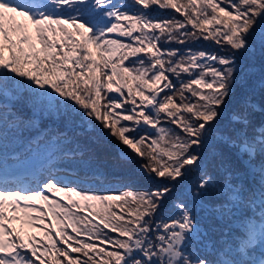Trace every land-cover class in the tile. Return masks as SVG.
<instances>
[{"label":"snow or ice","instance_id":"snow-or-ice-1","mask_svg":"<svg viewBox=\"0 0 264 264\" xmlns=\"http://www.w3.org/2000/svg\"><path fill=\"white\" fill-rule=\"evenodd\" d=\"M200 40L219 50L161 47ZM257 51L264 56V0H0V95L30 111L0 105V138L38 129L46 116L64 117L66 128L74 115L91 118L150 184L102 194L65 183L51 163L24 190L0 170V264H264V123L253 127L257 105L246 97L222 124L239 59ZM210 135L216 175L204 155ZM67 141L50 140L57 151ZM257 147L258 222L225 241L232 258L210 259L197 209L242 199L232 156L251 165Z\"/></svg>","mask_w":264,"mask_h":264},{"label":"rangeland","instance_id":"rangeland-1","mask_svg":"<svg viewBox=\"0 0 264 264\" xmlns=\"http://www.w3.org/2000/svg\"><path fill=\"white\" fill-rule=\"evenodd\" d=\"M129 2H130V0H129ZM152 11H155V8ZM154 13L155 12H151L150 14L153 15ZM121 39H124V38H121ZM174 49H179V48L174 47ZM180 49H185V48L183 47V48H180ZM126 64H127V62H126ZM172 79H173L174 83H177V81H176V79L174 77ZM25 83H28V82L25 80ZM33 87H35V86H33ZM108 95L117 96L118 94L117 93H109ZM125 95H127L126 92H125ZM0 103H2V102H0ZM261 103L262 102L260 101V104ZM231 112H232V110L231 111L226 110L224 116L222 117V124L227 123V120H228ZM258 113H260L261 115L260 116L259 115L257 116L256 114H254V116L252 118L253 120L256 118V125H253V127H258L260 124L264 123V117H263L264 114H263V112L261 110H259ZM60 118L63 119L64 117H60ZM90 119L91 118L85 117L84 118V121L81 122V120L79 119L78 116H76V115L73 116V121L74 122H78L80 124H85V125L88 124V121ZM97 123H99V122H97ZM125 123H127V122H125ZM257 124H259V125H257ZM162 126L169 127L170 125H168L167 123H163ZM91 127L92 126H87V129H92ZM171 127H174V126H171ZM251 132H252V130L250 128V135H254ZM9 134L10 133H8V132H5L4 133V135H9ZM85 138H90L91 140H93V142H97V139L99 137L93 135L92 137L85 136L82 139H85ZM101 138L103 139V141L100 142V143L97 142V144L95 146L96 151H99L100 152V150L102 148L108 149L109 155L111 154V155H113L115 157V160H114L115 164L116 165L119 164L120 163V160H118L116 158V153L120 154V149H122L120 146H123L124 148L126 146L120 144L117 140H115V138H109V137H106V136L105 137H101ZM212 144H214V137L212 135H210L209 136L208 147L204 150V155L207 157L209 164L215 163V158H216V157H213L212 156V150L211 151L208 150L209 146H212ZM88 148H91V146H89ZM258 149L259 148L257 147L256 153L258 152ZM103 154H105V153H103ZM133 155H135V154H133ZM71 159H74V158H71ZM257 159L260 160L261 157H259ZM102 160L103 159H96V158L92 157V158H90L87 161V163H92L90 167L92 169H97L98 168L97 166L99 165L98 163L100 161H102ZM110 160H111V163H113L112 159H110ZM238 163H241V162L238 161ZM133 173L135 174V175H133V177H134L133 180L134 181L142 182L143 180H146L144 178V176L142 175V173L140 172L138 165L134 167ZM236 173L241 178L242 182L243 183L245 182V184H243V186L246 185V189H250V188L253 187V185L251 183L246 182L247 175L246 176H243V174L241 172H239V171H237ZM59 175H66V174L63 173V172H59ZM141 176L143 178H140ZM96 177H97V175H92L90 178H88V180L96 179ZM130 189L131 190H143L141 187H135V186H130ZM181 191H182L181 189H176V190H174V193L180 194ZM107 193H117V192L110 191V192H107ZM174 193H173V195H174ZM49 196L51 198V194H49ZM243 198H245V200H247L251 204H253V203L254 204H257V203H259V196L258 195H256L255 198H251V196H246V197H243ZM56 199H59V198L57 197ZM230 204L231 203H229V204H223V206H221L220 204L215 203V201L211 202L208 205V207H211V209H213V211L205 210V211H199L198 212L200 214V216L202 218H204V222L202 224H200V225L203 226L205 223H209V225L214 229V231L216 232V234L219 235V236L227 235V234H225V232H227V228H233L234 230H238L237 227H239V226L242 225V223H241L242 220L238 218V214H237L236 211H231V213H228V209L230 207ZM213 214H219L218 217H217V219L219 220V222H220V224L222 226H225L227 228L222 229V227L217 224L216 218H215V216H213ZM258 218H259V213H257L256 218H254L255 221L258 222ZM46 222H49L50 223V221H46ZM241 230H243V229H241ZM69 232H70V230H69ZM53 235H54V233H53ZM232 237L233 236L221 237V238H219V239L222 240L220 243H217L216 240H218V238H215V239H213V242L216 245L227 244L225 241L226 240H231ZM61 247H63V245H61ZM76 255H79V254H73V256H76Z\"/></svg>","mask_w":264,"mask_h":264},{"label":"trees","instance_id":"trees-1","mask_svg":"<svg viewBox=\"0 0 264 264\" xmlns=\"http://www.w3.org/2000/svg\"><path fill=\"white\" fill-rule=\"evenodd\" d=\"M152 12H157L158 15L156 16L157 18L163 17V16H168V15H176L177 17H179L178 13H175L174 10L172 9H161V10H156L152 11ZM182 19V17H179ZM190 27V26H189ZM161 47L164 48H200V49H204L207 51H218L219 49L217 48V46H215L214 44H211L208 41H203L200 40L197 43L194 44H187V45H181V44H177V43H171V44H161ZM239 63L241 66L242 71L240 73L237 74V83L235 86V94L229 99L228 103L233 102V101H237V98L239 97L238 95H242V93L249 95L250 98V94H255L259 100L261 102H264V88L261 87L262 82H264V56H262L259 51H257L254 55L252 56H247V57H242L239 59ZM256 113H258V110L256 111ZM62 119V118H61ZM63 120H65L63 118ZM253 125H256V118L253 120ZM259 125V124H257ZM253 133V132H251ZM93 131H91L90 134L87 135H92ZM255 134V133H253ZM84 134H78V137L83 136ZM96 136V135H94ZM121 148H124L123 146H120ZM258 158L261 157L258 153ZM108 160L112 159V161L115 160V157L113 155H109L107 157ZM111 161V160H110ZM135 162V161H134ZM134 162H130V161H123L117 165H115V167L117 168H121V169H125V170H131L133 171L134 169ZM214 168H218V166H214ZM134 174V173H133ZM133 174H131L133 176ZM107 178L108 175L106 176ZM140 178H143L142 176ZM131 182V177L128 178ZM119 180V179H118ZM124 180V179H122ZM111 185H117V184H111Z\"/></svg>","mask_w":264,"mask_h":264},{"label":"bare ground","instance_id":"bare-ground-1","mask_svg":"<svg viewBox=\"0 0 264 264\" xmlns=\"http://www.w3.org/2000/svg\"><path fill=\"white\" fill-rule=\"evenodd\" d=\"M52 129H55V128H50V127L47 128V130H52ZM215 163H216V164H218V163L220 164V157H219V156H217V157L215 158Z\"/></svg>","mask_w":264,"mask_h":264}]
</instances>
